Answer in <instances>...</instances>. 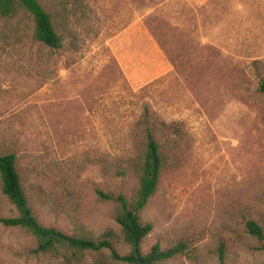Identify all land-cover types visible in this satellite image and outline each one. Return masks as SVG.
Here are the masks:
<instances>
[{
  "label": "rangeland",
  "instance_id": "obj_1",
  "mask_svg": "<svg viewBox=\"0 0 264 264\" xmlns=\"http://www.w3.org/2000/svg\"><path fill=\"white\" fill-rule=\"evenodd\" d=\"M38 1L63 45L37 41L24 11L0 15V155L16 156L40 224L120 234L116 204L96 189L133 197L149 108L187 138L154 131L169 161L141 213L154 228L144 252L159 243L183 249L166 264H264L246 228H264V0ZM18 217L0 181V264H94L41 251L3 222Z\"/></svg>",
  "mask_w": 264,
  "mask_h": 264
},
{
  "label": "trees",
  "instance_id": "obj_2",
  "mask_svg": "<svg viewBox=\"0 0 264 264\" xmlns=\"http://www.w3.org/2000/svg\"><path fill=\"white\" fill-rule=\"evenodd\" d=\"M18 11H24L32 18L34 38L37 41L56 50L62 47V37L57 32L51 15L38 0H0L1 16L10 18ZM259 91L264 94V80L259 84ZM158 127L184 140L187 138L181 125L155 121L152 119L150 109H145L141 122L144 143L138 146V151L129 162L131 170L139 179V187L133 197L128 198L123 194L115 195L96 189L100 200L116 204V223L120 234L111 231L99 238H90L71 236L57 229L42 226L29 204L14 154L0 155V181L3 194L19 210L20 217L4 219V224L28 229L37 237L39 249L43 252L56 250L61 246L70 252L72 257L80 260L87 255L94 257V264H166L171 261L183 252L181 246L165 249L158 243L148 252L143 250V244L154 228L152 224L142 220L141 213L157 193L163 169L169 161L163 146L155 139L154 131ZM246 228L249 234L262 243L264 250V228L254 220H248ZM118 243L125 247L124 255L119 251Z\"/></svg>",
  "mask_w": 264,
  "mask_h": 264
}]
</instances>
